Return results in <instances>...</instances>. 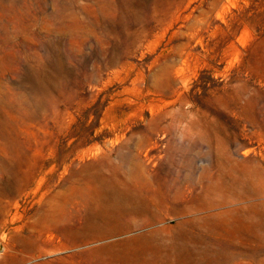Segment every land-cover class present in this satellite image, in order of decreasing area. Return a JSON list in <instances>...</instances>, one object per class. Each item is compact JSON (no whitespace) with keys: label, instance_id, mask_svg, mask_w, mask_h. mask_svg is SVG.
Here are the masks:
<instances>
[{"label":"rangeland","instance_id":"rangeland-1","mask_svg":"<svg viewBox=\"0 0 264 264\" xmlns=\"http://www.w3.org/2000/svg\"><path fill=\"white\" fill-rule=\"evenodd\" d=\"M226 155L264 175V0H0V264H264V218L81 229Z\"/></svg>","mask_w":264,"mask_h":264},{"label":"bare ground","instance_id":"bare-ground-1","mask_svg":"<svg viewBox=\"0 0 264 264\" xmlns=\"http://www.w3.org/2000/svg\"><path fill=\"white\" fill-rule=\"evenodd\" d=\"M112 169L120 173V166L113 165ZM206 175L204 173L203 177ZM212 184L206 183L198 193H194V184L189 177L179 182L169 171L158 177L156 187L148 190L136 188L126 191L115 186L101 216L84 224L81 229L87 230L91 238H99L144 222L161 220L169 210L174 212L171 218H176L178 227H195L202 221L219 224L225 231L241 223L253 226L264 218V201H259V197L264 195V175L254 161H235L226 155L225 165L217 170ZM165 228L153 230L162 232ZM211 249L217 251L214 246Z\"/></svg>","mask_w":264,"mask_h":264}]
</instances>
